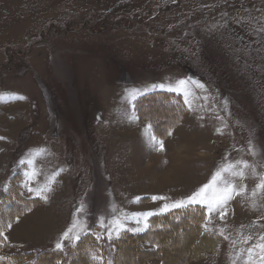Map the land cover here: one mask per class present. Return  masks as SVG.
<instances>
[{
	"label": "rangeland",
	"instance_id": "rangeland-1",
	"mask_svg": "<svg viewBox=\"0 0 264 264\" xmlns=\"http://www.w3.org/2000/svg\"><path fill=\"white\" fill-rule=\"evenodd\" d=\"M228 164L245 191L223 207L160 211ZM262 179L264 0H0V261L80 245L106 264H264ZM167 215L193 251L178 229L161 250Z\"/></svg>",
	"mask_w": 264,
	"mask_h": 264
},
{
	"label": "trees",
	"instance_id": "trees-1",
	"mask_svg": "<svg viewBox=\"0 0 264 264\" xmlns=\"http://www.w3.org/2000/svg\"><path fill=\"white\" fill-rule=\"evenodd\" d=\"M167 94L168 93H162V92L149 94L147 96V99L143 103V110H147V112H149V115L151 114L153 116V118H155L157 114L162 115V120L161 121L159 120V122H156L157 124H161L164 121L163 118L165 117V115L169 114L168 111L172 110V109L166 108V107L161 105V104H163L162 100L165 99V97H166L165 95H167ZM155 96H157V101H152V97L154 98ZM177 100L179 101V99H177ZM181 112L182 111H179V113H181ZM184 112H185V109H184ZM170 114L174 115V112L170 111ZM194 217H195V215L193 216L192 222L194 224H197L194 222ZM161 221H162V227L160 230H157L154 233V235L157 237V239L160 243L159 246L161 245V248H162L161 250L163 252L168 247L175 245V242L173 240L171 243L166 244L169 246H166L165 244H162V243L166 242L167 238H169V237L172 238L175 235H177V232H175V231H177V229H178V231L183 230L181 232V237L187 239L186 245H188L190 249L192 248L191 251H193L195 249V247H196L195 240H194L195 237L192 234L194 227L192 225L186 226L183 222H177L175 220H171L168 215L162 217ZM190 224H192V223H190ZM184 228H187L188 230L184 232ZM153 231H152V235H153ZM133 237H134L133 235H132V237L129 235L127 240L125 241L126 244L128 245V246H126V248H127L128 252H130V253L131 252L135 253V251H136V249L133 247V241H134ZM4 247H5V245L0 240V249H2ZM80 248H81L80 245H76L75 249H79V250L76 253H72V251H70L69 254H65L63 251L61 252V251H57V250H48V251L40 252L37 254L34 252H28V253L14 252V253H11L10 257L13 259V261H15L16 264H106L105 261L100 262L98 260H95V258L87 257ZM165 256H166V254L163 253V257H165ZM61 258L63 260H60ZM55 259L60 260V263L54 262ZM110 260H111L112 264H124L125 263L124 261L120 260V256L114 257L113 259H112V257H110ZM163 260H164V258H163ZM174 261L175 260H173L172 262H174ZM107 263H108V261H107ZM132 263L133 264L134 263L135 264H149V263L145 262L144 260L141 261V259L138 257L134 258ZM174 263H176V262H174ZM0 264H7V263L4 260H2V261H0Z\"/></svg>",
	"mask_w": 264,
	"mask_h": 264
},
{
	"label": "snow or ice",
	"instance_id": "snow-or-ice-1",
	"mask_svg": "<svg viewBox=\"0 0 264 264\" xmlns=\"http://www.w3.org/2000/svg\"><path fill=\"white\" fill-rule=\"evenodd\" d=\"M186 83L184 80H180L177 82L178 86H183ZM156 87V86H153ZM158 87L163 88L164 85H159ZM180 88H169V91H179ZM170 134V133H169ZM152 140L155 141L156 137L153 136ZM160 145V150H163V142L162 141H157ZM244 167H248L247 162H242ZM235 168V165L233 164H228L226 166H223L220 170H218L212 177V180L209 182V184L204 185L201 187L198 191L194 192L191 196L187 197L185 200H180L176 201L172 204H164L163 207L160 209L161 212H167L170 209L173 208H184V207H189L193 205H207L208 211L211 212L217 208H221L224 206V204L227 203L228 200L232 199L233 194H239V192L245 191V188H241L239 192H237L236 187L233 183H231L229 180L225 178V173H231L233 176H239L243 178V172H235L232 171V169ZM222 185V186H221ZM257 189H264V179L261 180L260 184L257 185ZM29 191H36L37 195H41V191H37L35 189L29 188ZM255 195V192L253 193ZM46 199V197H45ZM153 200L156 199H166L165 197H152ZM135 216H142L147 220V217H150L154 215L152 212L148 213H138L134 214ZM139 223V221H137ZM113 224L115 225V234L116 237L119 238L121 235V231L123 229V225L120 223V221L114 220ZM76 225L74 224L73 227ZM103 226V225H102ZM8 227H11V224L8 225ZM148 225L147 223L144 224V228H147ZM144 229L142 228H135V229H130V231L133 232H139L143 231ZM72 232V228H69L67 232L64 233V239H67L69 237V233ZM0 235H3L2 232H0ZM98 239L100 237H97ZM109 240L112 239V230H109L108 234ZM75 240H79L80 236L77 234L74 237ZM247 239H251L250 237ZM261 240H264V236L260 238ZM57 249H62L63 245L61 243H57L56 245ZM255 247L259 248L262 253V258H264V243L257 244ZM249 253V258H251V253L253 252L252 248L247 249ZM109 264H111V261H109Z\"/></svg>",
	"mask_w": 264,
	"mask_h": 264
}]
</instances>
